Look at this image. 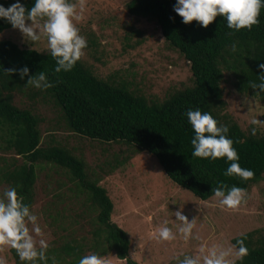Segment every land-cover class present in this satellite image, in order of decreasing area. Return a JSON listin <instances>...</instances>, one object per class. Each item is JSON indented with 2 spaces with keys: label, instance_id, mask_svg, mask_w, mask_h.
I'll list each match as a JSON object with an SVG mask.
<instances>
[{
  "label": "trees",
  "instance_id": "trees-1",
  "mask_svg": "<svg viewBox=\"0 0 264 264\" xmlns=\"http://www.w3.org/2000/svg\"><path fill=\"white\" fill-rule=\"evenodd\" d=\"M14 2L0 0L5 7ZM175 2L131 0L126 5L129 15L154 21L168 45L189 63L188 80L162 98L138 96L121 84L101 80L81 60L70 72L55 73V60L48 51L41 53L22 49L10 40L0 41V186H5L3 192L19 186L18 192L32 210L38 171L57 168L74 186L44 207L54 230L47 264H78L81 256L92 253L105 258L113 254L126 264L138 263L129 257V237L111 221L113 202L106 189L99 185L100 178L88 173L85 162L64 145L44 143L39 119L30 110L14 104L16 95L51 103L72 136L99 144L125 145L129 153L120 161L115 157L112 168L107 163L110 167L107 174L134 154L146 152L155 158L171 183L201 201L211 199L212 189L220 182L229 187L235 184L247 192L264 179V127L255 136L242 130L225 112L221 88L224 74L228 73L238 94L264 102V93L251 88L253 83L260 82L259 65L264 63V8L260 11L259 24L251 31L235 32L227 28L221 16L207 28L196 21L184 24L173 10ZM21 3L30 9L34 0H21ZM10 28L9 23L0 20V33ZM233 44L237 46L235 52L231 50ZM95 45L92 41L91 46ZM25 65L30 75L46 73L53 87L40 90L27 86V77L21 80L18 73L10 71ZM197 108L210 112L218 125L229 128L228 136L240 156L239 163L254 171L252 179L242 181L225 176L226 158L210 161L192 156L194 133L186 111ZM85 218L88 230L81 225ZM239 239H244L248 255L237 264H264V227L231 239V245ZM9 253L14 264H21L15 249L9 248Z\"/></svg>",
  "mask_w": 264,
  "mask_h": 264
},
{
  "label": "rangeland",
  "instance_id": "rangeland-1",
  "mask_svg": "<svg viewBox=\"0 0 264 264\" xmlns=\"http://www.w3.org/2000/svg\"><path fill=\"white\" fill-rule=\"evenodd\" d=\"M130 1L85 0L84 19L77 22V27L88 46L80 60L101 80L121 84L138 96L162 98L188 80L190 66L168 45L154 21L127 13L126 5ZM76 3L79 7V0ZM1 40H10L22 49L47 51L46 38L29 42L18 29L3 31ZM92 41L97 45L91 46ZM221 88L225 112L242 130L251 132L250 120L254 117L264 121V102L238 94L230 74H224ZM14 104L30 110L39 119L44 143L52 141L64 145L85 162L88 173L100 178L99 185L106 189L113 202L111 221L129 237V257L138 264H173L175 255L198 252L201 245L211 247L223 243L228 246L231 239L264 227V179L246 192V203L234 210L221 209L213 197L201 201L171 183L155 158L146 152L134 154L107 174L109 168L115 166V157L120 161L129 153L125 145L99 144L72 136L58 109L45 100H29L16 95ZM4 187L0 186L1 193ZM68 188L74 186L63 171L57 168L38 171L32 211L38 216L42 238L48 243L54 239V230L44 207L56 196L68 193ZM180 207L189 221L196 219L194 233L200 239L185 241L178 234L175 241H158L157 231L164 220L176 231L175 212ZM81 225L89 229L87 218ZM40 238L35 236L37 240ZM0 256L7 264H14L9 248L0 251ZM106 261L107 264H126L113 254H109Z\"/></svg>",
  "mask_w": 264,
  "mask_h": 264
},
{
  "label": "clouds",
  "instance_id": "clouds-1",
  "mask_svg": "<svg viewBox=\"0 0 264 264\" xmlns=\"http://www.w3.org/2000/svg\"><path fill=\"white\" fill-rule=\"evenodd\" d=\"M261 8L264 0H176L173 10L184 24L193 21L207 28L217 16L223 17L228 29L239 32L243 29L252 30L259 24ZM85 0H79V7L74 0H34L28 9L21 0L5 7L0 4V20L9 23L13 29H18L25 40L37 42L46 38L47 51L55 60V73L70 72L84 55L87 40L80 34L77 22L84 19ZM231 50H237L236 44ZM260 82L253 83L251 88L264 93V63L259 65ZM18 73L21 80L27 77V86L40 90L53 87L52 82L44 72L30 75L28 66L11 69ZM187 122L191 125L194 136L191 139L194 158L216 161L226 158L228 167L224 175L237 177L248 181L255 175L254 171L241 167L240 156L229 138V128L218 125V121L210 112L200 109L186 111ZM251 134L255 136L259 127H264V121L254 117L250 120ZM19 186H12L0 194V251L4 248L15 249L21 264H47L49 243L43 237L38 216L31 206L24 202V196L18 192ZM213 199L221 209L234 210L246 203V192L243 188L220 182L212 189ZM176 231L164 220L158 228L156 239L161 242H171L179 234L185 241L199 240L194 233L196 219H189L183 214V207L175 212ZM31 225V227H29ZM41 237L39 240L35 236ZM248 255L244 239L236 244L225 246L223 243L211 247L201 245L198 252L178 254L172 257L173 264H237ZM0 264L7 260L0 256ZM78 264H107L104 256L96 253L86 254L79 258Z\"/></svg>",
  "mask_w": 264,
  "mask_h": 264
},
{
  "label": "crops",
  "instance_id": "crops-1",
  "mask_svg": "<svg viewBox=\"0 0 264 264\" xmlns=\"http://www.w3.org/2000/svg\"><path fill=\"white\" fill-rule=\"evenodd\" d=\"M106 259V258H105Z\"/></svg>",
  "mask_w": 264,
  "mask_h": 264
}]
</instances>
